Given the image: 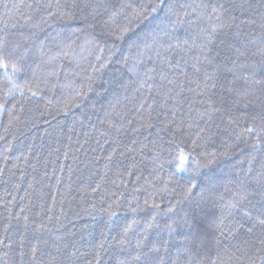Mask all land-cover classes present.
I'll return each instance as SVG.
<instances>
[{
	"label": "trees",
	"instance_id": "trees-1",
	"mask_svg": "<svg viewBox=\"0 0 264 264\" xmlns=\"http://www.w3.org/2000/svg\"><path fill=\"white\" fill-rule=\"evenodd\" d=\"M0 57V264H264V0H0Z\"/></svg>",
	"mask_w": 264,
	"mask_h": 264
},
{
	"label": "snow or ice",
	"instance_id": "snow-or-ice-1",
	"mask_svg": "<svg viewBox=\"0 0 264 264\" xmlns=\"http://www.w3.org/2000/svg\"><path fill=\"white\" fill-rule=\"evenodd\" d=\"M0 71H3L4 75L7 76L8 75V71H9V65L6 62L5 58L0 57ZM15 70L13 69V72ZM246 131L248 133H255L256 129L254 127H249L246 129ZM262 131H264V129H262ZM187 157L183 156V154H181L180 156V162L177 165L178 171H183L185 170V164L184 161H186ZM249 171H252L251 167L249 168ZM259 177L264 180V166H262V170L259 173ZM262 196H264V183H261V193ZM248 195H256L255 192L252 193H248ZM248 195L242 196L236 203L231 204V208L232 209H238L240 208V206L244 203L245 200H247ZM244 216L247 217L249 220H253L254 219V223L251 225V227H249L247 230L249 232H251L253 230V228H255L257 225H259L261 228H264V211H262L260 213V215L256 218H253L252 213L249 211H245L244 212ZM243 225H241L242 227ZM239 229H237L238 231ZM136 259H139V256L136 257Z\"/></svg>",
	"mask_w": 264,
	"mask_h": 264
}]
</instances>
